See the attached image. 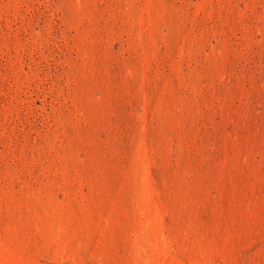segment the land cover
<instances>
[{
    "label": "rangeland",
    "instance_id": "obj_1",
    "mask_svg": "<svg viewBox=\"0 0 264 264\" xmlns=\"http://www.w3.org/2000/svg\"><path fill=\"white\" fill-rule=\"evenodd\" d=\"M0 264H264V0H0Z\"/></svg>",
    "mask_w": 264,
    "mask_h": 264
}]
</instances>
